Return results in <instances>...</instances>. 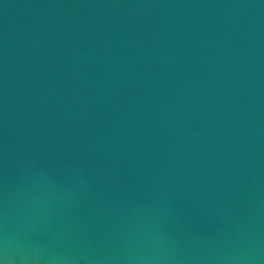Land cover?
<instances>
[{
    "label": "water",
    "instance_id": "water-1",
    "mask_svg": "<svg viewBox=\"0 0 264 264\" xmlns=\"http://www.w3.org/2000/svg\"><path fill=\"white\" fill-rule=\"evenodd\" d=\"M0 264H264V0H0Z\"/></svg>",
    "mask_w": 264,
    "mask_h": 264
}]
</instances>
